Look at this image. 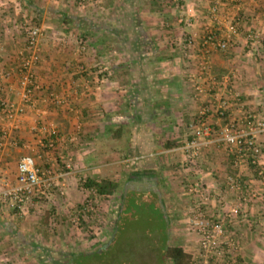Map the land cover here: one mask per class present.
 Returning a JSON list of instances; mask_svg holds the SVG:
<instances>
[{
  "label": "crops",
  "instance_id": "crops-1",
  "mask_svg": "<svg viewBox=\"0 0 264 264\" xmlns=\"http://www.w3.org/2000/svg\"><path fill=\"white\" fill-rule=\"evenodd\" d=\"M75 2L0 0V101L20 102L17 54L25 44L26 25L34 21L41 32L34 71L41 87L39 100L36 108L25 110L20 130L5 140L0 189L5 182L14 183L18 160L24 155L38 154V165L60 173L59 187L43 200L54 205L57 221L43 215L48 204L36 203L20 214L0 203V264H42L29 242L50 240L52 232L69 236L70 247L85 242L87 229L81 228L80 235L68 219L90 197L81 185L86 179L117 183L121 196L126 190L124 197L136 191L156 193L155 188L171 223L180 208L186 213L196 204L198 198L189 187L201 181L209 195L207 215L219 217L223 210L236 207L251 218L253 225L248 226L263 225L264 204L253 198L260 188L251 168H235L228 149L213 138L200 140L199 158L190 168L184 165V155L190 124L214 106L212 97L226 86L240 95V102H232L227 111L230 120L242 127L245 112L264 117V0ZM230 23L238 25V34L227 50L209 47L204 54L210 73L202 84L209 92L196 98L190 81L201 75L204 34L222 39ZM81 34L90 37L83 54L76 39ZM188 39L193 40L190 49ZM47 93L67 97L68 106L44 102ZM208 122L217 123L214 118ZM42 125L55 126L63 137L57 153L70 160L68 170L56 154L48 156L38 149L34 130ZM72 136L74 142L69 141ZM255 141L263 150L264 164V134ZM230 178L239 180L241 190L227 189ZM56 192L62 197L57 198ZM98 199L100 211L107 214L116 195L97 198L95 203ZM97 217L101 226L96 240L108 241L117 216L113 227L105 221L110 215ZM229 222L244 243L238 258L255 264L264 252L252 242L253 231L247 234L246 223L236 219ZM186 244L188 251H183L199 264L198 243Z\"/></svg>",
  "mask_w": 264,
  "mask_h": 264
},
{
  "label": "built area",
  "instance_id": "built-area-1",
  "mask_svg": "<svg viewBox=\"0 0 264 264\" xmlns=\"http://www.w3.org/2000/svg\"><path fill=\"white\" fill-rule=\"evenodd\" d=\"M180 22H182L181 19ZM237 34L238 25L236 23H230L226 26L222 39L211 32L204 34L202 48L205 49L200 54L201 60L199 62L201 75L192 78L190 81L194 97L199 98L209 92L208 86L204 87L206 83L202 84L205 79H208L210 73L208 62L204 59V54L208 53V48L214 47L225 51L230 45L231 39ZM40 36L39 29H26L24 31L25 44L17 54L19 62L16 72L18 74L20 102L0 101V156L5 140L12 133L20 130L23 121L21 117L25 110L36 108L39 100L37 95L41 92V87L36 81L34 71L39 63L38 44ZM253 39L257 40V35ZM186 44L188 49L192 48L193 40L188 39ZM85 52L86 45L80 42L79 53L83 54ZM80 71L85 72L82 68H80ZM9 76L10 73L5 74V78ZM230 89L226 86L223 93L212 97L214 106L211 109H204L201 116L190 124L191 139L186 144L184 165L190 168L199 158L200 147L203 145L200 140L213 138L214 141L225 145L228 149L233 156V166L235 168L245 167L250 169L251 166L254 167L253 173L260 188V193H253L252 195L254 199L264 202V164L261 161L263 150L255 141L256 136L264 134V118L252 112H245L242 127L230 120L227 113L230 105L232 102H240L239 93ZM44 102L59 107L68 106V98L60 97L55 93H47ZM209 118H214L217 123H209ZM34 131H36L35 140L38 149L48 156L56 154L63 161L64 169L68 170L70 160L63 157L61 153H57L58 145L64 140L57 128L53 125H42ZM75 140L74 136L69 138L70 142ZM59 176L60 173L55 174L50 167H39L32 155H24L18 160L14 183L5 182L1 187L0 203L9 211L21 214L29 206H32L36 200L47 199L52 191L59 187L57 186ZM226 182L227 189L231 192L242 188L237 179L230 178ZM204 186L201 181H197L189 187V192L198 197V202L189 211L186 220L189 230L198 236L199 258L205 261L204 264H227L229 260L232 264H245L243 261L238 262V260L232 259L233 253L236 255L239 253V243L231 235L225 234L224 219L235 220L240 216L239 218L247 225H253L251 218L246 212L243 213L236 207L226 211L224 218L207 215L205 205L208 203L209 195ZM86 191L90 197L85 200L81 207L73 211L72 223H78L82 214H90L96 208L95 200L97 197L94 191ZM219 204L223 208L222 201ZM256 225L259 224L256 222Z\"/></svg>",
  "mask_w": 264,
  "mask_h": 264
},
{
  "label": "rangeland",
  "instance_id": "rangeland-1",
  "mask_svg": "<svg viewBox=\"0 0 264 264\" xmlns=\"http://www.w3.org/2000/svg\"><path fill=\"white\" fill-rule=\"evenodd\" d=\"M78 1L76 0L77 3H80V0H78ZM26 27H27V29L28 28L38 29L34 21L31 24L26 25ZM76 39H77V43L81 42L82 44H85L86 46H87L88 41H90L89 35H84V34L77 36ZM79 43H78V46H79ZM70 149H72V147H70ZM37 155L38 154H36L33 157L35 158ZM94 165H96V164H94ZM39 167H44V166L39 165ZM204 188L206 189L205 186H204ZM56 193H58V192H56ZM121 193H122V186L119 190V193L116 195V199L112 200V203H113L112 210L110 212H108L107 214L105 212L102 213V211H100L101 202L99 201V199L97 200L98 203H96V208L94 209V211L91 212L90 214H84V215L82 214L78 223H71L70 222V219L72 220V216L70 217V215H69L70 211L68 212V215H69L68 223L70 224L69 225L70 227L74 226V228L78 230L80 235L84 233L81 230V228L87 229L86 230V235H87L86 241L83 242L82 244L78 243V246H76V247H75V245H74V247H70L71 244H70V240L68 239L69 236H67L66 234L63 236L62 232H59V231H56L57 233H54V232H52V234L50 233V235H51L50 240H46L45 237H42L43 240L40 239V240L35 241L34 238H31L33 241L29 242V244H30L31 248L34 249V251H37L36 253H37V255H39L40 262H43L42 264H53V262H55V264H62V261H61L62 257L61 256L65 253H70V251H73L74 253H78V254L90 253L92 251H95L97 248L101 247L103 244H106V242H108L106 239H103V241H100V240L97 241L96 240L97 239L96 237H98V236H96L95 234L99 233L97 226H101L100 221H99L100 218H98L97 215L99 217L110 215V217L106 218L105 221H108V223H109L107 227H113L115 217L117 216V212H118L119 197L121 196ZM60 197H62V196H60L58 193L57 198H60ZM87 198H89V197H87ZM48 201L49 200H47V202H45L43 200H36L33 203V205L35 206L36 203H37V206H38V204L40 206L43 203L50 205L49 209H47V210L45 209V211L43 212V215L48 214V217L50 216V218H52V219L55 218V220L57 221L58 219H57V215L54 212V209H55L54 205H52L51 202L48 203ZM197 202H198V200H197ZM257 203L264 204V202H260V200H257ZM135 204H136V202L133 203V205H132V203H130V204L128 203V205H126V208L128 206V211L126 214H128V212H132V213L140 216L139 217L140 219L135 220L134 224H135V226H141V228L143 227V229H142L143 232H141V234L139 233L138 240L136 239L135 236H133L131 234H129V235L126 234L125 236H123L124 238L121 237L125 240V242H124V246H121L119 248H118V246H116V244L118 242H116V243L113 242L112 246H115V248H117L116 251H113V253H111V251H109L108 253L103 252V257L101 258V260H100L101 262L99 264H120L121 262H125V264H157V259H158L157 254H156L157 248L155 246L150 247L151 244L150 245L147 244V241H152V242L156 241L152 236V229H151L153 221L155 220L154 214L152 215V213L150 212V209H151L150 206H152V205H150V204L148 205L147 203H145L144 200L138 201L137 205H135ZM31 209L34 210V207H31ZM188 213L189 212L185 213V210L180 208L179 212H177V218L174 219L173 223L170 222V227L168 230L170 240L168 241L167 244L170 246H174L177 244L181 245L185 251L186 250L188 251V248L184 247L186 243H187L186 245L191 244L194 246H196L198 243V236L189 230V227L187 226V223H186V219H184L185 215L187 217ZM225 213L226 212L223 210V212L220 214L219 218H222V217L224 218L226 215ZM143 215H145V216H143ZM145 217H147V218L144 221ZM239 217L240 216H238V218L236 220L243 222V220ZM228 220H229V218L224 219L225 234L231 235L239 243V251H240L242 248V244H244V243L240 242L241 240L237 236L238 232H234L233 227H231L232 224H230V222H228ZM91 221H92V223L89 224ZM231 221H234V220H231ZM261 221L263 222V225L260 224V225H258V227L248 226L246 222H243V224L246 223L244 228L246 229L247 234H249L248 233L249 231H253L252 233L254 234V236H253L254 241H252V242H254L256 244L257 248L261 249L262 252H264V220H261ZM261 221H259V222H261ZM86 223H88V224L86 225ZM88 227H91V228L89 229ZM51 229L53 230V227H51L50 230ZM79 230H81V231H79ZM89 233H93V234L89 235ZM57 234H58V236H57ZM140 235H142L143 238H146L143 243H141V241H143V238ZM133 237H134V239H133ZM254 237H256V239H254ZM186 239L189 241V243H188V241L187 242L185 241ZM147 247H149V248H147ZM100 255H101V253H100ZM237 255L233 253L232 259L236 260V261L238 260V262L242 261L238 258L239 254H237ZM80 260H82V259H80ZM255 260L258 262V263L256 262L255 264H264V255H262L260 258H258L259 261L256 258H255ZM94 261H91L90 264H96V263H93ZM196 261H198L199 264H204V262H205L204 260H201L200 258H197ZM222 264H225V263H222ZM227 264H232V263H230V260H229V262Z\"/></svg>",
  "mask_w": 264,
  "mask_h": 264
},
{
  "label": "trees",
  "instance_id": "trees-1",
  "mask_svg": "<svg viewBox=\"0 0 264 264\" xmlns=\"http://www.w3.org/2000/svg\"><path fill=\"white\" fill-rule=\"evenodd\" d=\"M251 168L254 171V167L251 166ZM81 185L82 188L86 190H93L96 197L102 199L109 196H115L119 193L120 190V186L117 183L108 180L95 181L91 179H86L82 182ZM142 200H144L145 203H147L148 205H152L150 206V212L152 213V215L154 214L155 216V220L153 221L151 229L152 236L156 241H147V244H151L150 247L155 246L157 248V264H194L191 257L183 251L181 245L177 244L174 246H170L167 244L170 240L168 233L170 227V219L168 217H165L164 212L159 204V197L157 196V194H155V192L152 191L144 193L136 191L126 194L123 198L122 205L120 204L121 210L117 212L116 222L114 226V231L111 234V239H109L106 244H103L101 247L97 248L95 251H92L90 253L78 254L70 252L63 254L61 256L62 264H90L91 261L94 260L95 261L93 263L99 264L101 262V258L103 257V252L108 253L109 251H111V253H113V251H116L117 248H115V246H112L113 242H118L116 244L118 248L124 246L125 240L123 239V236H125L126 234H131L135 236L138 240L139 233L141 234V232H143V227L141 228V226H135L134 222L135 220L140 219V216L132 212H128V214H126L128 211V206L126 208V205H128V203H132L133 205V203L135 202V205H137V202ZM146 218L147 217L144 218V221L146 220ZM140 236L142 237V235ZM145 239L146 238H143V241L140 240L141 243H143ZM53 264H55V262H53ZM120 264H125V262H121Z\"/></svg>",
  "mask_w": 264,
  "mask_h": 264
},
{
  "label": "water",
  "instance_id": "water-1",
  "mask_svg": "<svg viewBox=\"0 0 264 264\" xmlns=\"http://www.w3.org/2000/svg\"><path fill=\"white\" fill-rule=\"evenodd\" d=\"M154 190L156 191V194H157V196L159 197V204H160V207H161V209L163 210V212H165L164 211V206H163V202L161 201V199H160V194L157 192V190L154 188ZM126 192V190H124V193ZM124 193H123V195L121 196V202H120V204L122 205V202H123V198H124ZM120 209H121V206H120Z\"/></svg>",
  "mask_w": 264,
  "mask_h": 264
}]
</instances>
